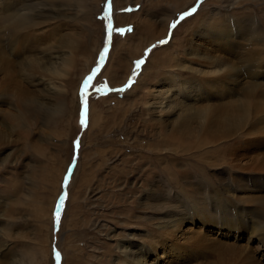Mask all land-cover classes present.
Listing matches in <instances>:
<instances>
[{
    "label": "rangeland",
    "instance_id": "1",
    "mask_svg": "<svg viewBox=\"0 0 264 264\" xmlns=\"http://www.w3.org/2000/svg\"><path fill=\"white\" fill-rule=\"evenodd\" d=\"M0 264H264V0H0Z\"/></svg>",
    "mask_w": 264,
    "mask_h": 264
},
{
    "label": "snow or ice",
    "instance_id": "2",
    "mask_svg": "<svg viewBox=\"0 0 264 264\" xmlns=\"http://www.w3.org/2000/svg\"><path fill=\"white\" fill-rule=\"evenodd\" d=\"M193 11H195V9H193ZM190 14H191V13H185V16H188V15H190ZM183 18H184V17H181V19H183ZM170 27L174 28L175 25H171ZM121 31H123V30H121ZM127 31H128L129 33H131V32L133 31V29H132V28H129V29H127ZM159 43H160V44H163V43H166V41H161V42H159ZM153 47H156V46L154 45ZM108 51H109V48L106 46V47L104 48V50H103V53H102L101 56H100V62H101V63L104 62V60H105V58H106V56H107ZM143 63H144L143 60L135 61V62H134V64H135V68H136V69H139ZM97 71H98V69H97ZM95 74H96V72L94 71L93 74H92V75H89V76L87 77V79L84 81V84H83L84 92L82 93V95H83L84 93L87 92V89H88V86H89V82L92 81L93 76H94ZM117 91H123V89H120V90H117ZM81 123H83V120L81 121ZM62 203H63V200H61V204H62ZM59 215H60V214H59V210H57V213H56V219H57V222H59Z\"/></svg>",
    "mask_w": 264,
    "mask_h": 264
},
{
    "label": "water",
    "instance_id": "3",
    "mask_svg": "<svg viewBox=\"0 0 264 264\" xmlns=\"http://www.w3.org/2000/svg\"><path fill=\"white\" fill-rule=\"evenodd\" d=\"M73 166V164L71 165V167ZM70 167V168H71ZM70 172H71V170H69L68 171V173H67V175H66V178H65V180H64V184L62 185V187L64 188V186H65V184H66V182H67V180H68V178H69V176H70ZM61 199H62V197L59 199V204H60V201H61Z\"/></svg>",
    "mask_w": 264,
    "mask_h": 264
},
{
    "label": "bare ground",
    "instance_id": "4",
    "mask_svg": "<svg viewBox=\"0 0 264 264\" xmlns=\"http://www.w3.org/2000/svg\"><path fill=\"white\" fill-rule=\"evenodd\" d=\"M166 30H167V29H166ZM170 98H171L170 96H167V98H166V99H167V102H166L167 104H168L169 102H171ZM172 100H173V97H172ZM251 106H252V105H251ZM238 107H239V106H238ZM249 107H250V106H249ZM236 110H237V109H236ZM230 120H231V119H230ZM229 122H230V121H229Z\"/></svg>",
    "mask_w": 264,
    "mask_h": 264
}]
</instances>
